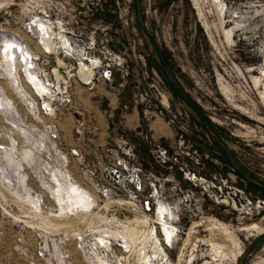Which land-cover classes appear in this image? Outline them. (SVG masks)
<instances>
[{
	"label": "rangeland",
	"instance_id": "1",
	"mask_svg": "<svg viewBox=\"0 0 264 264\" xmlns=\"http://www.w3.org/2000/svg\"><path fill=\"white\" fill-rule=\"evenodd\" d=\"M222 1L224 25L233 15L244 24L231 44L211 0H136L203 128L163 78L133 0H0V264H264V192L249 183L264 186V101L252 80L264 63V0ZM102 55L112 58L109 77ZM62 80L72 83L71 101L52 118L42 101H56ZM79 87L127 96L119 114L138 108L139 138L119 119L108 120L103 144L74 126L68 135L61 119ZM152 112L170 137L158 136ZM118 162L124 187L103 172Z\"/></svg>",
	"mask_w": 264,
	"mask_h": 264
},
{
	"label": "crops",
	"instance_id": "2",
	"mask_svg": "<svg viewBox=\"0 0 264 264\" xmlns=\"http://www.w3.org/2000/svg\"><path fill=\"white\" fill-rule=\"evenodd\" d=\"M77 93V101L73 104L72 108L68 113L61 119L65 124H69L70 129L67 130L68 135L73 133L76 136L75 131L71 130L73 126L78 128L79 131L86 132L87 139L90 143L103 144L106 142V136L109 135L108 131V120H122L123 125L127 127L128 132L137 136L140 135V113L138 108L133 106L124 114H119V107L122 104H129L127 96L116 97L107 91L103 87H99L98 94L91 96V92H87L85 87H79L75 89ZM86 94L83 98L80 95ZM98 95V96H97ZM128 100V101H127ZM107 110L113 113V119H109L107 116ZM153 120H157V127L155 128L158 136L170 137L172 135L171 130L162 126L159 120L161 117L155 115L152 112ZM87 122H86V121ZM82 121L81 125H78ZM90 129L85 130L84 127ZM66 133V131H64ZM73 136V138H74ZM138 137V136H137ZM139 138V137H138ZM74 146L81 147V144L74 138Z\"/></svg>",
	"mask_w": 264,
	"mask_h": 264
},
{
	"label": "built area",
	"instance_id": "3",
	"mask_svg": "<svg viewBox=\"0 0 264 264\" xmlns=\"http://www.w3.org/2000/svg\"><path fill=\"white\" fill-rule=\"evenodd\" d=\"M89 48H92V47L90 46ZM25 56H27V54H25ZM71 58H73V57L71 56ZM102 59H103L104 62L101 63V67L102 68H101L100 75L102 77H109L110 76V73H111V71H110V63L109 62L112 60V58L109 57V56L107 57L105 55H102ZM26 61H27V63L25 62L26 63L25 70H29L30 69L31 72L34 73L33 72V69L39 67V66H37V64H38L37 63V58H33L32 56L29 55V59H27V57H26ZM32 62H34V64ZM111 63L113 64V61ZM116 64H117V67L118 68L120 67V69H121L122 63L119 62V61H116ZM62 81L64 82V86L61 89L57 88L55 90V92H56L55 95H57V97L55 98L56 101L55 102L54 101H51V99L49 101H42V106H41L42 111L45 112L47 116L48 115H49V117L52 116V118H54V116H56L57 114H60L61 113V112L60 113H55V112L61 111V110H65L66 109L65 106H67V104H69L70 101H71V92H72L71 91L72 90L71 87H72V83H71L70 80L69 81L62 80ZM90 82L91 81H88L86 83L89 84ZM92 84H93V82L91 83V85H89V88L92 87ZM27 97L31 101L28 104L29 105H33L34 104L35 109H37V103H36L35 99H33L31 96H28V95H27ZM50 112H52L53 114H51ZM118 146L120 147L121 155H126L127 158H128L129 164H124L128 168L129 165L132 163L133 158H134L133 157V150L131 148V145H128L127 142H125L123 140V137H120ZM38 155H39L40 158L43 159V150L42 151H39V154ZM130 156H132V157H130ZM44 158H47V155H45ZM118 164L120 165V162H118ZM120 166H122L123 169ZM120 166L114 165L113 168H110V167L107 166V167H105L103 169V172H105L104 173V176L106 175V176H108L111 179L110 182L112 184L116 183V185H118V186L119 185H122V187H124L125 184H127V183L122 180V178H121V176H122L121 172L124 169H126V168H124L123 165H120ZM130 166L133 169V167H135L136 165H130ZM136 171L137 172L140 171V167L137 168ZM137 172H135V170H133V173H136L137 174ZM130 181H131L130 182V187H132V188L135 187L132 184L133 182L136 181L138 184L140 182L137 175H135L134 178L131 177V180ZM39 249H40V254H41V251H44V248L41 246V248H39Z\"/></svg>",
	"mask_w": 264,
	"mask_h": 264
},
{
	"label": "bare ground",
	"instance_id": "4",
	"mask_svg": "<svg viewBox=\"0 0 264 264\" xmlns=\"http://www.w3.org/2000/svg\"><path fill=\"white\" fill-rule=\"evenodd\" d=\"M211 3L212 5L215 7L216 9V12L218 14V16L220 17V21H221V29H222V33L224 34V37H225V41L228 43V44H231V42H233V39H234V33L236 30L240 29L241 27H243L244 24H242L240 21L236 20L235 19V15L234 16V19H230L229 21L231 22L230 25H227L225 26L224 25V13L226 12V8L224 6V2L222 0H211ZM225 10V11H224ZM226 23V21H225ZM20 47V46H19ZM24 51V50H23ZM22 52V51H21ZM22 53H27L26 50ZM81 65V64H80ZM83 65V64H82ZM82 72H90L89 69H85V67L81 66V69H80ZM248 71H252L253 72V68L251 69H248ZM258 77L257 76H252V80H253V83H254V87H256L257 89H259L260 91V96H262V99L264 101V63L262 65V67L258 70ZM88 74V73H86ZM18 78V77H17ZM17 81V80H16ZM22 84V83H21ZM16 85L20 88V90L22 91V87L21 85L18 84V82H16ZM24 88V87H23ZM27 91V90H26ZM224 91H225V95L231 99L232 97V91H230L229 89V86L228 85H225L224 86ZM28 92V91H27ZM27 95V94H26ZM25 96V95H24ZM238 108L240 110H242L243 112H248L247 109L245 108H242L241 106H238ZM45 136V135H44ZM41 149V148H40ZM12 151V150H11ZM29 151V150H28ZM27 151V152H28ZM25 151V153H27ZM47 152V151H46ZM8 154V153H7ZM10 155V153H9ZM27 155V154H26ZM6 156V154H5ZM8 156V155H7ZM6 156V157H7ZM35 156V155H34ZM9 157V156H8ZM29 157V156H28ZM36 157V156H35ZM11 158V157H10ZM8 158V159H10ZM36 159V158H35ZM11 160V159H10ZM34 160V159H33ZM41 161V160H40ZM27 162V161H26ZM77 179V178H76ZM160 218V217H159ZM164 226V225H163ZM167 234H169L167 232ZM214 247V250L216 252V254L219 253V248L220 246H218L216 243L212 242L211 243Z\"/></svg>",
	"mask_w": 264,
	"mask_h": 264
},
{
	"label": "water",
	"instance_id": "5",
	"mask_svg": "<svg viewBox=\"0 0 264 264\" xmlns=\"http://www.w3.org/2000/svg\"><path fill=\"white\" fill-rule=\"evenodd\" d=\"M133 6H134V18H135V25L137 26V28L142 32V34L147 38V40L150 42V44L152 45V48L154 50L156 59L159 63L160 66V71L161 74L163 76V78L166 80V82L168 83V85L170 86V88L172 89L173 93L175 94V96L182 101L187 107L190 108V110L195 114V116L197 117V119L199 120L200 124L202 125L203 128H206L205 122H204V118L203 116L200 114V112L196 109V107L187 99V97L182 94L179 89L176 87V85L172 82V80L169 78L166 70H165V66H164V62L159 50V46L156 43L155 39L147 32L146 28L143 26V24L140 23L138 16H137V9H136V0H133ZM212 144L215 146V148L218 150V152L224 157V159L228 162V164H230L231 166L232 163L230 161V158L228 157L227 153L224 151V149L222 148V146L214 139H211ZM240 175L243 176L242 173H240ZM249 183L253 184L254 186H256L257 188H259L261 191L264 192V186L252 182L249 180Z\"/></svg>",
	"mask_w": 264,
	"mask_h": 264
},
{
	"label": "flooded vegetation",
	"instance_id": "6",
	"mask_svg": "<svg viewBox=\"0 0 264 264\" xmlns=\"http://www.w3.org/2000/svg\"><path fill=\"white\" fill-rule=\"evenodd\" d=\"M224 158V157H223Z\"/></svg>",
	"mask_w": 264,
	"mask_h": 264
},
{
	"label": "trees",
	"instance_id": "7",
	"mask_svg": "<svg viewBox=\"0 0 264 264\" xmlns=\"http://www.w3.org/2000/svg\"><path fill=\"white\" fill-rule=\"evenodd\" d=\"M175 95V94H174Z\"/></svg>",
	"mask_w": 264,
	"mask_h": 264
}]
</instances>
